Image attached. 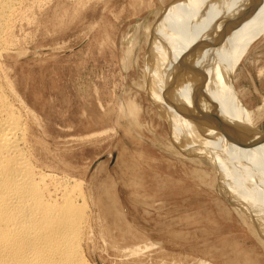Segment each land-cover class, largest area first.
<instances>
[{
    "label": "rangeland",
    "instance_id": "374dc122",
    "mask_svg": "<svg viewBox=\"0 0 264 264\" xmlns=\"http://www.w3.org/2000/svg\"><path fill=\"white\" fill-rule=\"evenodd\" d=\"M183 1L43 0L13 30L3 65L36 116L35 157L94 197L92 264H264L255 220L239 216L219 171L200 162L209 157L173 145L144 86V28ZM251 34L230 53L228 73L264 135L263 29Z\"/></svg>",
    "mask_w": 264,
    "mask_h": 264
},
{
    "label": "bare ground",
    "instance_id": "6f19581e",
    "mask_svg": "<svg viewBox=\"0 0 264 264\" xmlns=\"http://www.w3.org/2000/svg\"><path fill=\"white\" fill-rule=\"evenodd\" d=\"M42 1L0 0V264H92L86 251L94 246L100 220L94 197L83 183L59 176L35 157L36 116L3 65L16 22ZM263 18L264 0L174 4L144 28L149 43L144 60L150 59L144 86L171 126L173 145H183L195 159L209 157L198 161L219 171L221 189L244 221L255 220L250 224L264 247V135L250 126L253 114L240 103L228 73L232 50L249 29L256 35L263 29L264 35Z\"/></svg>",
    "mask_w": 264,
    "mask_h": 264
}]
</instances>
